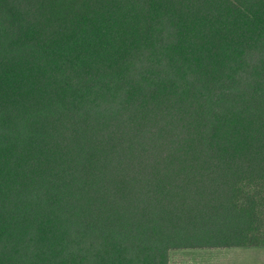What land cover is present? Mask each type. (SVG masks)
I'll list each match as a JSON object with an SVG mask.
<instances>
[{"label": "trees", "instance_id": "16d2710c", "mask_svg": "<svg viewBox=\"0 0 264 264\" xmlns=\"http://www.w3.org/2000/svg\"><path fill=\"white\" fill-rule=\"evenodd\" d=\"M255 246L264 0H0V264Z\"/></svg>", "mask_w": 264, "mask_h": 264}, {"label": "rangeland", "instance_id": "374dc122", "mask_svg": "<svg viewBox=\"0 0 264 264\" xmlns=\"http://www.w3.org/2000/svg\"><path fill=\"white\" fill-rule=\"evenodd\" d=\"M169 264H264V246L176 249Z\"/></svg>", "mask_w": 264, "mask_h": 264}]
</instances>
